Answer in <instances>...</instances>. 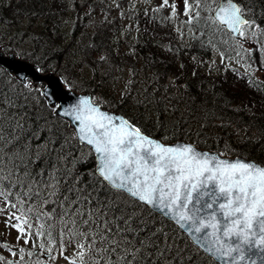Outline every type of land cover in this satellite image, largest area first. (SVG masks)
<instances>
[{"label":"trees","instance_id":"obj_1","mask_svg":"<svg viewBox=\"0 0 264 264\" xmlns=\"http://www.w3.org/2000/svg\"><path fill=\"white\" fill-rule=\"evenodd\" d=\"M236 1L264 37V0ZM217 2L188 0L196 12L190 21L178 22L183 28L177 32L163 3L0 0V45L57 72L70 87L91 93L162 140L187 139L264 164V80L231 69L215 74L202 63L215 48L228 55L240 48L214 22ZM185 30H192L189 38ZM0 92L23 105L7 109L8 115L23 117L22 127L7 116L0 120V191L7 194L0 196V207L38 222L45 236L51 232L49 239L61 245L70 230H88L80 221L89 218V210L114 204L108 218H132L135 233H125L127 239L139 247L151 238L163 251L161 258L156 246L142 250V256L152 253L145 264H217L172 222L103 181L93 152L78 142L69 123L53 113L40 92L1 66ZM228 121L238 127L221 125ZM118 223L126 227L123 220Z\"/></svg>","mask_w":264,"mask_h":264},{"label":"snow or ice","instance_id":"obj_2","mask_svg":"<svg viewBox=\"0 0 264 264\" xmlns=\"http://www.w3.org/2000/svg\"><path fill=\"white\" fill-rule=\"evenodd\" d=\"M183 2L190 14L192 5L188 0ZM167 4L168 0H163V5ZM172 7V15L175 16V5ZM245 12L233 0H226L218 5L214 22L244 36L245 28L255 25L254 20L245 18ZM3 57L4 52L0 51V63ZM25 84L46 99H52L53 93L48 86L34 88L26 76ZM51 106L80 122V139L99 154L96 171L112 189L125 190L138 201L165 210V214L190 235L202 234L194 236V239L223 264H255L251 255L258 256L264 264V167L241 160H220L197 152L192 145L166 146L143 134L128 120L121 118L117 123L112 116L95 107L89 98H81L75 105L53 102ZM17 107L22 108L23 105H17L13 96L0 92V120L7 116L10 122H14V127H22L19 120L23 117H17L14 112L8 115L7 112V109ZM0 196L6 198L7 194L0 191ZM101 207L105 208L103 213ZM114 208V204L98 205L89 210L88 219L80 221L81 227L87 226V231H69L68 242L75 244V255L65 257L70 264H145V256L152 253L145 252L142 256L141 252L153 246L163 258V251L151 238L142 240L139 247L134 240L127 239L125 233H135L131 227L132 218L125 219L123 215L108 218L109 210L114 211ZM77 214L84 216L80 211ZM120 220L126 227L121 228ZM70 222L76 224L74 219ZM27 223L25 219L12 226L23 235L26 230L22 225ZM111 225L115 226V231ZM37 234L45 235L44 232ZM155 235L156 232L151 233V236ZM48 236L51 238V232ZM60 244L56 251L64 256L63 238ZM39 247L45 246L41 243ZM167 247L165 245V249ZM254 249L257 251L253 252ZM23 251L20 249L21 254ZM53 251L52 247L46 249L48 258L54 261ZM12 254L16 255L15 252ZM0 260L4 257L0 256Z\"/></svg>","mask_w":264,"mask_h":264},{"label":"rangeland","instance_id":"obj_3","mask_svg":"<svg viewBox=\"0 0 264 264\" xmlns=\"http://www.w3.org/2000/svg\"><path fill=\"white\" fill-rule=\"evenodd\" d=\"M162 2L163 0H133L134 5L143 7L158 5ZM172 5H175V16L172 15ZM166 7L167 12L172 18L173 27L177 32L183 28L182 24L178 26V22L190 21L192 15L196 12L193 7L191 13L188 14L183 0H168ZM256 26L257 25H254L245 30V35L241 36L238 42L240 48L235 51L234 55H228L222 49L215 48L208 60L202 62L205 64V70L215 74L227 69L239 70L246 74L247 72L253 73L257 78L264 80V37H258L260 27ZM253 32L256 33L255 36H253ZM185 33L189 38L192 34V30H185ZM259 39H262L263 42ZM221 125L226 127H238V124L232 121L223 122ZM2 207L3 209L0 208V234L4 239L11 241L12 246L8 250L0 247V256L4 257V260H0V264H9V262H12V264H36L37 261H40L41 264H70L69 260L65 259V257L75 255V244L64 241V256H60L56 249L60 248L61 245L50 241L45 235L43 241H41V236L38 235L34 229L30 231L29 228L24 225L22 226L25 228L26 232L22 235L18 228L12 226L13 224L20 223V220L16 219L18 216L12 213L5 205ZM41 243L44 244V248L39 247ZM48 247L54 249L51 253L53 257H56L54 261L48 258L46 252ZM20 249L24 250L22 254ZM35 249L39 250L38 254L29 255V253H34ZM13 252H15L16 255H13ZM21 255L23 259H21Z\"/></svg>","mask_w":264,"mask_h":264},{"label":"water","instance_id":"obj_4","mask_svg":"<svg viewBox=\"0 0 264 264\" xmlns=\"http://www.w3.org/2000/svg\"><path fill=\"white\" fill-rule=\"evenodd\" d=\"M223 2H226V0H220V3H223ZM233 2L236 3L234 0H233ZM215 15H216V10L214 12V16ZM229 31L232 32V34L235 37H239V33L233 32L231 29H229ZM0 51H3L4 52L3 62L0 63V65L3 66L4 68H6V70L10 74L14 75L19 81L25 83V76H26L28 78V81L31 80L33 83H40V82H42V83H45V86H48L49 90L53 93V97H52L51 100L46 99L47 102H48V104L50 106L52 105L53 102H55L57 105L63 104L64 106L75 105V104H78L79 103V101H80L81 98H89L93 102L92 97H91L90 94H88V93H78L75 90H71L68 87H66L65 84H64V82H63L62 77L60 75L56 74L55 72H53V71H48V72L42 71L41 68H40V66L38 64H36V63H34V62L30 61V60L24 59V58H22L20 56H18L15 51L6 52L5 50L2 49L1 46H0ZM37 69H39V71H37ZM18 73H19V78L17 77V74ZM93 103H94V106L97 107L101 112H104V113L112 116L117 123L119 122V120L121 118H123L125 120H128L123 115H121V114H119V113H117L115 111H111V110H109L107 108H102L99 104H97L95 102H93ZM54 112L57 115H59V116L65 118V119L69 120L70 123H71V126L76 130L77 137H78L79 141L81 143H84V144L88 145L86 143V141H83V140L80 139V135H79L80 122L79 121L75 120V118L72 117V116L64 115L63 111H60L58 108H55ZM58 112H59V114H58ZM149 137L152 138V139H155V140L159 141L160 143H162V144H164L166 146L192 145L196 149L197 152L206 154L208 156L217 157L220 160H224V161H228V162H235L236 160H241V161H244V162L255 163V164L261 166L260 164L254 162V161L247 160V159H245L243 157H240V156L239 157H235V158L222 157L217 152H212V151H209V150L200 149V148L196 147L195 145L190 144V143H187L185 141H177L175 143H169V144H167V143H164V142H162L161 140H159V139H157L155 137H151V136H149ZM95 156H96L97 164H99V154L98 153H95ZM150 207H152L154 210H156L157 212H159L160 214H162L163 216H165L169 220L173 221L171 218H169L165 214V210H162L160 208H156V207H153V206H150ZM218 219L223 220V217H219L218 216ZM183 230L185 232H187L185 229H183ZM221 230H223V224L221 225ZM208 231H210V229ZM188 235L190 236V238L192 239V241L194 243H196L203 250H205V248L201 246V243L197 242L194 239V236H196V235H202V234H191L190 235L188 233ZM256 251H257L256 249L253 250V252H256ZM207 253H209V252H207ZM209 254L215 260H217L221 264H223V261L219 260L215 255H213L212 253H209ZM250 258L253 259V260H255V264H262V261L260 260V258L258 256L251 255Z\"/></svg>","mask_w":264,"mask_h":264}]
</instances>
